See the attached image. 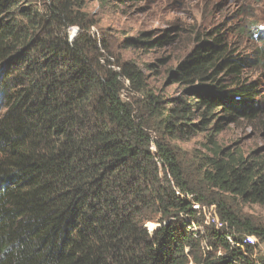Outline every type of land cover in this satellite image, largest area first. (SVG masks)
Listing matches in <instances>:
<instances>
[{
  "label": "trees",
  "instance_id": "16d2710c",
  "mask_svg": "<svg viewBox=\"0 0 264 264\" xmlns=\"http://www.w3.org/2000/svg\"><path fill=\"white\" fill-rule=\"evenodd\" d=\"M87 8L0 0V264H264L246 239L264 226L225 196L264 205V156L215 140L240 122L264 133L263 52L215 25L168 69L182 91L164 99L93 35ZM151 37L126 43L173 39ZM198 132L209 153L186 161L175 142Z\"/></svg>",
  "mask_w": 264,
  "mask_h": 264
},
{
  "label": "rangeland",
  "instance_id": "374dc122",
  "mask_svg": "<svg viewBox=\"0 0 264 264\" xmlns=\"http://www.w3.org/2000/svg\"><path fill=\"white\" fill-rule=\"evenodd\" d=\"M89 17L96 21L92 28L95 37L102 38L111 49L115 59L131 60L146 73V81L163 98L176 97L182 87L171 84L167 75L169 68L175 67L193 48L196 36L203 35L215 25H221L230 33L233 45L243 55L264 54V0H130L124 6L115 2L85 0ZM145 33L150 39L169 34L171 42L162 47H129L127 38ZM165 59V62H160ZM156 64L154 69L146 65ZM254 75L255 69H248ZM126 87H127V83ZM123 99L140 107L144 101L141 92L125 89ZM252 124L240 122L228 126L216 136L217 146L240 149L245 154L264 156V133L257 132ZM176 145L183 150V158L190 161V154L209 153L207 133L198 132L190 141L178 140ZM242 210L245 217L264 226V205L242 202L231 194L225 195ZM150 225V224H148ZM256 248L255 256L264 257V241L246 237Z\"/></svg>",
  "mask_w": 264,
  "mask_h": 264
},
{
  "label": "built area",
  "instance_id": "2783aa9c",
  "mask_svg": "<svg viewBox=\"0 0 264 264\" xmlns=\"http://www.w3.org/2000/svg\"><path fill=\"white\" fill-rule=\"evenodd\" d=\"M249 238H251V237H249Z\"/></svg>",
  "mask_w": 264,
  "mask_h": 264
}]
</instances>
